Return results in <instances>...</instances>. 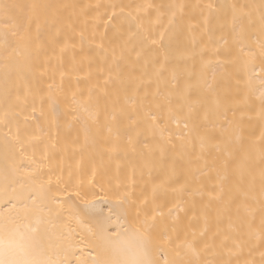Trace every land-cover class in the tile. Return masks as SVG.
I'll return each mask as SVG.
<instances>
[{"label":"snow or ice","instance_id":"snow-or-ice-1","mask_svg":"<svg viewBox=\"0 0 264 264\" xmlns=\"http://www.w3.org/2000/svg\"><path fill=\"white\" fill-rule=\"evenodd\" d=\"M0 199V264H264V0H0Z\"/></svg>","mask_w":264,"mask_h":264},{"label":"bare ground","instance_id":"bare-ground-1","mask_svg":"<svg viewBox=\"0 0 264 264\" xmlns=\"http://www.w3.org/2000/svg\"><path fill=\"white\" fill-rule=\"evenodd\" d=\"M23 2H32V0H23ZM40 2H63V3H73L76 2V0H40ZM83 3H96L97 0H82ZM103 2L107 3L108 0H103ZM124 2H127V0H124ZM157 3L161 2H168V0H155ZM190 3H196L197 0H188ZM35 27V26H34ZM207 58V57H206ZM57 80H59V77H57ZM107 159V158H106ZM122 159V157H116L113 161H111V165L113 168H115V164L117 160ZM98 200H97V208L99 211H101L103 214L107 215L109 212V209L113 206L114 201L111 199H104V194L98 192ZM11 207V204L5 200V199H0V211L7 210L8 208ZM113 220H115V216H113ZM116 227L113 225L110 227V231H115ZM79 235L74 237V240H79ZM83 247V245H81ZM81 252L77 250L76 256L71 257L72 264H75L76 262V257L80 256ZM83 255L87 256L88 251L85 250Z\"/></svg>","mask_w":264,"mask_h":264}]
</instances>
